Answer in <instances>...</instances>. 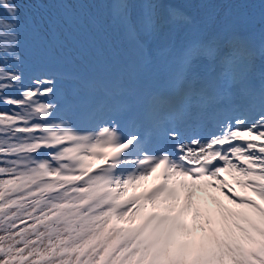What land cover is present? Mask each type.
I'll use <instances>...</instances> for the list:
<instances>
[{
    "label": "snow or ice",
    "instance_id": "6c2138e0",
    "mask_svg": "<svg viewBox=\"0 0 264 264\" xmlns=\"http://www.w3.org/2000/svg\"><path fill=\"white\" fill-rule=\"evenodd\" d=\"M156 7L133 15L128 0H113L112 14L146 63L153 41L155 55L171 54L167 94L129 87L110 91L111 104L65 100L85 118L101 116L84 131L57 115L53 76L26 72L19 4L0 0V264H264V82L258 93L242 87L245 103L235 108L221 77L195 71L222 44L231 51L221 64H233L248 41L186 37L173 52L164 25L192 18L169 8L160 21ZM221 101L229 106L206 138L164 126ZM116 110H134L129 128L112 118ZM154 140L170 148L152 149ZM153 174L157 183L137 192Z\"/></svg>",
    "mask_w": 264,
    "mask_h": 264
},
{
    "label": "bare ground",
    "instance_id": "6f19581e",
    "mask_svg": "<svg viewBox=\"0 0 264 264\" xmlns=\"http://www.w3.org/2000/svg\"><path fill=\"white\" fill-rule=\"evenodd\" d=\"M50 2V0H48ZM79 3H85L88 6L92 7L96 12L101 13L103 4H107L111 0H74ZM194 4L197 6V10L195 11V17L200 18L201 21L207 25V27H211L212 30L216 29L218 32L223 33L225 31H228L229 29H233L235 32H248L251 30L253 26H258L254 28V31L250 32L249 39L253 40L251 42V46L253 47L255 44L258 43L259 39L261 38V33L264 32V0H253L250 7H248L249 10H247L244 14L241 13L238 10V5L233 4L232 0L230 1V4L232 5V9L230 10L231 13L230 19H225V10L220 11V14L218 16H214L212 18L211 12L208 11L206 8L210 7L213 0H193ZM112 3H110L111 12H112ZM145 3H153L156 4V13L157 18L160 21H165L168 18V11L162 9V4L164 3V0H133V2L130 1L131 10L133 12V15L139 13L142 10V5ZM51 5V2H50ZM49 9L54 10V8H51L48 6ZM104 11V10H103ZM111 12L109 14H111ZM244 15V17H243ZM100 16V15H99ZM58 14H54L51 17L52 24L55 25V29H52L54 33H61V35L64 34V36L67 38V40L74 44V46L77 48V52L79 53V56L83 59L82 61L77 57V55L73 54L72 52H66L59 46H52L46 44V55L43 54L41 50V46H38L37 49V58L36 63L37 66L40 68V70L43 72L45 71L48 73V69H51V72L54 71L55 75L54 77L59 79L62 84L66 81L69 84H65L66 91L65 96H69L72 94L76 87H77V93L80 94L85 92L89 85L95 84L94 81H97V78L105 79L107 83L109 84V91L103 92L99 91V93H96L97 95V104H104L108 103L111 104L114 97H112L109 92L110 91H116L120 90L122 88H129L130 83H127L129 79H127L126 74L121 71V68L119 66L118 61H114V59L117 56H121L122 52L125 51L124 47L126 41L123 40L124 37H127L126 35L123 37H120L124 34V30H119L118 28H115L116 31H118L117 34H113V37L110 35H107L108 37H112L111 43L108 45L105 42L104 35L97 29V26L90 23V21H87L86 16H80L79 13L75 11H71L68 14L67 20H70L71 23L67 24L64 19L60 18ZM101 17V16H100ZM104 23L109 28L119 27V23H110L105 18H102ZM230 23V25H227V22ZM240 22V23H239ZM32 26V24L30 23ZM168 24H165L163 29L167 27ZM179 29L175 33V36L177 38V44L176 49L179 48L180 44L186 37H194L195 33L193 30H191V27L186 23L178 22ZM200 28V27H199ZM198 28V29H199ZM162 29V30H163ZM249 29V30H248ZM110 30V29H109ZM202 32V31H200ZM217 34V33H215ZM214 35V34H212ZM210 35L209 37H211ZM60 36V35H59ZM207 37V38H209ZM204 38V37H203ZM205 38V39H207ZM128 43V42H127ZM130 44V43H128ZM160 41L156 40L153 41L149 46L152 49V51H155V49L159 46ZM126 52V51H125ZM127 53V52H126ZM113 55V58H109L107 55ZM248 54L245 50L242 49L238 53L237 60L227 66L229 71H225L224 74L227 75L229 79V83L227 86H229V90H233L235 88H239V90L242 87H246L251 93H258L259 88L264 82V78H262L260 81L258 80L257 76L258 73L247 75L244 73H241L243 70H247L249 67L248 62L240 61L237 62L238 59L245 60ZM220 59V55H217L215 59ZM120 61V59H119ZM207 59H202L198 61V67L195 69V71L198 73V71H201L205 68V65L208 64ZM86 62V67L83 65V63ZM167 61L163 63L164 67H167ZM221 65L219 64H211L209 66V70L206 71V75L208 77L214 78L219 70ZM264 68V65L262 66ZM116 68V69H115ZM103 69L107 70H113L111 73L113 78L110 76L108 77L107 74L103 73ZM103 73V76H101ZM241 73V74H240ZM63 74V75H61ZM199 74V73H198ZM239 74V75H238ZM243 78V84L240 82ZM238 80V81H237ZM256 82H255V81ZM62 84L57 85V92L60 91ZM234 93V92H233ZM235 95V94H234ZM118 99V97H116ZM234 102L231 103V105L235 108L241 107L244 105L245 102L238 101L236 97L233 96ZM229 106L228 101H221L219 104H211L208 105L205 109L206 113L204 114L206 124H203L200 126V134L198 135L199 138H206L211 133L215 132L217 130V118L222 119V116H217V112L219 109L227 108ZM196 109V108H193ZM131 110H116L111 113V116L113 119L118 120L120 123V126L124 129H127L131 126V116L132 113H130ZM230 112L229 115L237 114ZM106 119L107 117H103ZM99 121L102 123L101 116L99 117ZM98 127L92 128V131L95 130ZM211 128V131H210ZM209 130V132L207 131ZM237 143H240L237 141ZM151 147V145H150ZM101 160L100 158H95L92 163L96 165ZM95 171V168L93 169ZM156 182L155 174L152 176H149L147 180L141 181L140 186L136 189L137 192L145 191L150 188L151 185H153ZM131 189L129 190V194H131ZM209 192L212 190L209 189ZM246 194H250L245 191ZM102 194V192H101ZM216 196H219L220 199H224V196L220 192L213 193ZM198 197L206 198L204 193H198ZM225 203H227V200H225ZM209 206L215 207V205L209 200L208 201ZM231 206V205H230ZM119 264V262H117Z\"/></svg>",
    "mask_w": 264,
    "mask_h": 264
},
{
    "label": "rangeland",
    "instance_id": "374dc122",
    "mask_svg": "<svg viewBox=\"0 0 264 264\" xmlns=\"http://www.w3.org/2000/svg\"><path fill=\"white\" fill-rule=\"evenodd\" d=\"M42 5H48V2H47V0H38ZM233 2H234V4H238L239 2H241L240 3V6H239V8H241V7H243V6H245L247 3H248V1L249 0H232ZM236 2V3H235ZM70 3V5H71V7H73L74 9H76L77 11H79V9H78V6H77V8H76V5L73 3V2H69ZM69 5V6H70ZM216 7L217 6H219L220 4L219 3H216V4H214ZM218 8V7H217ZM21 10H20V24H23L22 23V20L24 19L25 21H27L29 24L31 23L32 24V28L33 29H35L36 28V25L34 24V22L32 21V19H31V12L27 9V8H20ZM220 11H221V13H222V11H224L225 9L224 8H221V9H219ZM80 12V11H79ZM81 13V12H80ZM82 14V13H81ZM229 15H230V13L227 15V14H225V19H228L229 18ZM28 38L31 36L30 34H27L26 35ZM33 36H35L34 38H36V39H38V45H37V48H38V46H43L44 44H49V42L47 41V39L45 38V37H40L41 35L39 34V33H33ZM39 37V38H38Z\"/></svg>",
    "mask_w": 264,
    "mask_h": 264
}]
</instances>
